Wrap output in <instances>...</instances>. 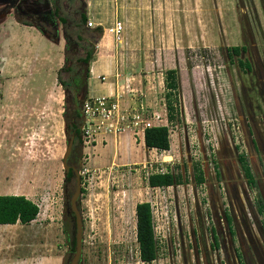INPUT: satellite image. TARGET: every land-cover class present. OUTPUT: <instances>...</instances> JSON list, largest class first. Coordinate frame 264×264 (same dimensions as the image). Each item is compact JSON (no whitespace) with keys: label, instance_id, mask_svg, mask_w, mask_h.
I'll use <instances>...</instances> for the list:
<instances>
[{"label":"rangeland","instance_id":"374dc122","mask_svg":"<svg viewBox=\"0 0 264 264\" xmlns=\"http://www.w3.org/2000/svg\"><path fill=\"white\" fill-rule=\"evenodd\" d=\"M105 1L85 0V24L66 9L67 3L74 9L75 1H54L60 11L50 22L57 36L22 30L11 18L5 24L22 32L4 43L0 194L24 195L39 213L27 224H0V264H66L70 255L65 203L75 182L73 175L66 183L62 163L63 35L77 40L79 34L96 45L95 29L112 24ZM96 9L102 15L89 20ZM150 9V31H141L133 43L125 31L119 42L112 39L113 53L123 61L113 96L129 105L130 89L141 91L147 116L159 113L161 125L169 127L170 148L140 145L144 137L132 132L126 145L100 137L96 147L98 138L78 139L82 264H264V0H161ZM232 46L245 48L235 55ZM240 59L250 68L239 67ZM168 69H176L179 80L171 123L164 99ZM241 154L253 186L244 177ZM156 168L178 173L182 183L148 186ZM141 201L151 203L158 246L150 263L139 259L136 241L135 205Z\"/></svg>","mask_w":264,"mask_h":264},{"label":"trees","instance_id":"16d2710c","mask_svg":"<svg viewBox=\"0 0 264 264\" xmlns=\"http://www.w3.org/2000/svg\"><path fill=\"white\" fill-rule=\"evenodd\" d=\"M87 21L86 15L81 17L80 22L85 24ZM101 30V27H97ZM98 31V32H99ZM245 47L232 46L230 48L231 54L238 55L240 49L244 50ZM239 67L250 68V64L246 61L239 60ZM164 82L167 89L165 93V106L167 119L171 123L177 115V96L174 93L179 87L178 72L176 69H168L164 73ZM76 137L79 136L77 126L73 128ZM79 138V137H78ZM81 141V139H80ZM79 141V142H80ZM82 142V141H81ZM144 144L148 148H156L159 150H169L170 138L169 127L167 125H154L144 130ZM79 156L73 157L70 162L76 165L79 162ZM239 163L243 170L244 177L250 186L255 184L253 173L247 160L243 154L239 155ZM194 177L197 184L204 181L203 171L199 164L193 166ZM73 172L69 171L65 175V181H69L73 177ZM147 183L150 187H169L179 185L182 183L181 175L174 174L170 171L163 173H150L147 177ZM67 191V190H66ZM67 201L65 203V222L64 230L71 241V248L73 250L74 239V221L71 213L68 212ZM261 211V209H260ZM39 213L38 206L26 198L24 195L15 194H0V224H15L21 222L27 224L34 220ZM136 215V241L138 243L139 259L142 262L150 263L157 258L158 246L154 231V221L152 206L149 201H141L135 205ZM69 218V219H68ZM230 223V218L228 217Z\"/></svg>","mask_w":264,"mask_h":264},{"label":"flooded vegetation","instance_id":"af4514ba","mask_svg":"<svg viewBox=\"0 0 264 264\" xmlns=\"http://www.w3.org/2000/svg\"><path fill=\"white\" fill-rule=\"evenodd\" d=\"M56 0H0V104L1 101H4V96L6 95L2 86L4 82L8 79L5 77L3 73L4 68V43L8 41H12L17 33H21L22 31H8L5 24L7 23V19L11 18L16 24L25 25L28 27L35 26L37 28H43L45 31H41L42 35L46 37L57 36V32L53 31L55 25L50 22L52 17L55 15H59L60 11L59 6L54 3ZM75 1L76 7L74 9H68L70 5L67 3L66 9L69 11V14L76 16L79 21L81 17L85 14V0H67ZM27 2H31L28 4ZM59 10V11H58ZM41 15L40 19L38 18ZM60 19V20H59ZM68 17L59 16L58 20L65 22ZM38 21V22H36ZM40 26V27H39ZM4 27V28H3ZM48 27H51L52 30H47ZM53 27V28H52ZM68 34L63 35L65 39V44L63 47L64 50V65L61 67L60 74H64L62 80H59V84L62 87L64 94L63 101V121L66 127L67 138H73V146L71 153L68 158V162L78 155V145L76 144L78 139L82 141V137L80 134V120L81 114H79V98L83 96L85 93L86 96V80L89 75V62L92 59L95 45L90 46V44L85 40V38L81 37L77 34V40H72L71 36L68 38ZM11 37V40H10ZM57 41V38H56ZM58 42V41H57ZM245 61V60H244ZM247 62V61H246ZM83 87V88H82ZM82 105V104H81ZM3 109V106L1 110ZM264 121V115H263ZM77 126L79 130V138L76 137L73 128ZM1 133V126H0ZM6 138L5 140H7ZM15 140V139H14ZM80 143V142H78ZM82 144V143H81ZM6 147V146H5ZM11 147V146H10ZM80 163V162H78ZM77 165V164H76ZM70 171H72L70 169ZM73 172V171H72ZM69 173V172H68ZM67 174V173H66ZM65 174V175H66ZM68 191V190H67ZM83 192V189L81 188ZM228 217L230 218V223L232 222L231 216L227 215L226 220L228 221ZM70 247L69 253L70 255L74 251V239H73V250L71 248V241L69 240ZM66 259L65 263L67 264L69 261V257ZM82 264V259L81 263Z\"/></svg>","mask_w":264,"mask_h":264},{"label":"crops","instance_id":"0c3cea01","mask_svg":"<svg viewBox=\"0 0 264 264\" xmlns=\"http://www.w3.org/2000/svg\"><path fill=\"white\" fill-rule=\"evenodd\" d=\"M145 1L146 0H142L141 2L144 4L143 7H137L138 2H136V0H115V1L110 0L109 3L111 6L109 7L111 23L113 24L114 20L116 19L121 20L124 24L125 36L127 37L128 40L130 39L132 43L135 41L138 35H141V31L142 33H145L146 31H150V27H149L150 23L147 21V19H145L146 18L145 15H147V13L151 11L150 7L152 6V4L156 8L159 6V4H161V0H147L146 3ZM106 2L107 1L104 0L103 4ZM88 4L90 3L88 2ZM100 4H102L101 1ZM102 13L103 10H97V9L93 10L92 13H88L90 15L92 14L91 17H89L88 15V18L89 20L90 18L91 19L94 18L96 20V17L99 14L102 15ZM155 13L157 14V12ZM6 22H8V19ZM16 25H19L20 28L25 31L28 30L45 31L43 28H37L35 26L28 27L20 24H16ZM109 26H104V27L99 26L102 28V31L95 29L96 31H99L100 38L97 40V44L95 45V50L92 59L89 62V75L85 85L87 97L113 96L115 94L114 78L119 75L118 74L119 69L123 64V61H122V57H116L113 53L114 50L113 47L111 46L113 44L112 43L113 36L111 35L109 36L107 33L108 31L107 28ZM123 32L119 37V39H116V42H119V40H121ZM100 76H104L105 79L104 80L100 79ZM110 78H112L113 80H109ZM128 135L129 134L125 132L116 138L113 135H109L106 137L108 142L112 141L115 143L116 141L118 145L119 144L126 145L128 144L127 142L128 141L127 137H129ZM130 139H132V137ZM99 141H102L100 137H98V141L95 144L96 147H99L100 145ZM130 142H131L130 145H132L133 140ZM141 144H144V138L143 141L141 140L140 145Z\"/></svg>","mask_w":264,"mask_h":264},{"label":"built area","instance_id":"2783aa9c","mask_svg":"<svg viewBox=\"0 0 264 264\" xmlns=\"http://www.w3.org/2000/svg\"><path fill=\"white\" fill-rule=\"evenodd\" d=\"M87 25L92 26V22L88 21ZM107 29L114 39H119L124 31V24L116 19ZM100 79L104 80L105 77L100 76ZM130 90L132 96L129 105L122 103L120 97L114 96L88 97L83 101L81 105L83 122L79 128L83 142L96 141L98 137L105 138L125 132H132L135 137L140 138L143 137L145 128L162 124L159 113L147 116V109L142 102L144 94L141 91ZM156 121L158 123H155ZM155 171L163 173L166 170L156 168Z\"/></svg>","mask_w":264,"mask_h":264},{"label":"water","instance_id":"95a60500","mask_svg":"<svg viewBox=\"0 0 264 264\" xmlns=\"http://www.w3.org/2000/svg\"><path fill=\"white\" fill-rule=\"evenodd\" d=\"M85 99V93L81 98H79L78 104L79 107L81 108V104ZM79 108V114L82 115V111ZM73 136L71 138H66L67 139V144L65 148V152L63 155V168H64V175L70 171V169L73 171L74 174V185L75 189L69 199L68 202V212L72 214L73 216V221H74V251L69 257V261L67 264H80L81 259H82V251H83V232H84V224H83V219L80 211V206L79 202L81 200V179L80 175L78 172V166L77 165H72L68 162L69 155L72 150L73 146ZM82 146V145H81ZM80 149V148H78ZM79 152V151H77ZM78 156H80V153H78Z\"/></svg>","mask_w":264,"mask_h":264},{"label":"bare ground","instance_id":"6f19581e","mask_svg":"<svg viewBox=\"0 0 264 264\" xmlns=\"http://www.w3.org/2000/svg\"><path fill=\"white\" fill-rule=\"evenodd\" d=\"M6 225H8V224H6Z\"/></svg>","mask_w":264,"mask_h":264},{"label":"clouds","instance_id":"9594fccd","mask_svg":"<svg viewBox=\"0 0 264 264\" xmlns=\"http://www.w3.org/2000/svg\"><path fill=\"white\" fill-rule=\"evenodd\" d=\"M81 109V108H80ZM144 136V135H143Z\"/></svg>","mask_w":264,"mask_h":264}]
</instances>
